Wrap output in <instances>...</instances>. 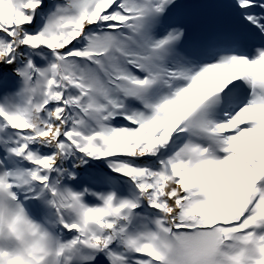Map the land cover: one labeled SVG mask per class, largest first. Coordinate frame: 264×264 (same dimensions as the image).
Listing matches in <instances>:
<instances>
[{
  "label": "snow or ice",
  "instance_id": "6c2138e0",
  "mask_svg": "<svg viewBox=\"0 0 264 264\" xmlns=\"http://www.w3.org/2000/svg\"><path fill=\"white\" fill-rule=\"evenodd\" d=\"M0 264H264V0H0Z\"/></svg>",
  "mask_w": 264,
  "mask_h": 264
}]
</instances>
